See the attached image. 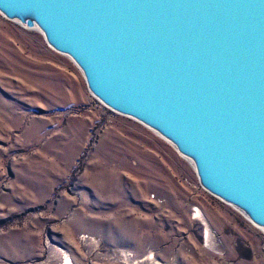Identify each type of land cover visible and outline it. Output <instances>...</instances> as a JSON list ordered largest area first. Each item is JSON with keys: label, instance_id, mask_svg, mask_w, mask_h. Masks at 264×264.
Segmentation results:
<instances>
[{"label": "rangeland", "instance_id": "rangeland-1", "mask_svg": "<svg viewBox=\"0 0 264 264\" xmlns=\"http://www.w3.org/2000/svg\"><path fill=\"white\" fill-rule=\"evenodd\" d=\"M0 264H264V232L0 15Z\"/></svg>", "mask_w": 264, "mask_h": 264}, {"label": "water", "instance_id": "water-1", "mask_svg": "<svg viewBox=\"0 0 264 264\" xmlns=\"http://www.w3.org/2000/svg\"><path fill=\"white\" fill-rule=\"evenodd\" d=\"M0 15L264 232V0H0Z\"/></svg>", "mask_w": 264, "mask_h": 264}, {"label": "bare ground", "instance_id": "bare-ground-1", "mask_svg": "<svg viewBox=\"0 0 264 264\" xmlns=\"http://www.w3.org/2000/svg\"><path fill=\"white\" fill-rule=\"evenodd\" d=\"M195 211H196V215H199L200 214L197 209H195ZM208 235H209L208 230H207V228H205V230H204V238L205 239L208 238Z\"/></svg>", "mask_w": 264, "mask_h": 264}]
</instances>
